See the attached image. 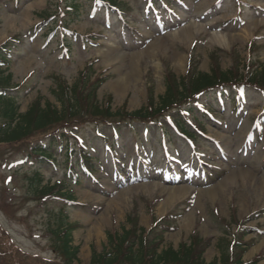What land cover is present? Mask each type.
<instances>
[{
    "label": "rangeland",
    "instance_id": "rangeland-1",
    "mask_svg": "<svg viewBox=\"0 0 264 264\" xmlns=\"http://www.w3.org/2000/svg\"><path fill=\"white\" fill-rule=\"evenodd\" d=\"M115 1L123 12L75 0V16L64 12L62 0H0V46L21 41L6 58L10 87H24L17 93L20 114L36 103L59 108L54 95L88 66L90 82L103 79L96 94L100 106L109 100L112 113L129 115L152 98L153 112H163L145 123L117 125L114 119L116 136L109 125L85 117L65 124L68 138H59L61 131L56 140L44 139L43 132L25 143L0 137V264H93V253L109 251L108 235L127 230L151 238L155 225L163 226L160 247H190L193 239L208 245L205 264H231L229 247L237 240L244 264H264V88H244L239 117L231 99L222 98L214 100L212 119L194 113L195 119L186 118L196 127L189 128L192 144L204 163L190 160L191 148L167 120L176 115L186 121L180 115L192 95L159 106L168 90L189 85L196 72L229 74L224 87L232 84L234 69L244 81L255 68L264 75V0H172L170 14L156 15L145 8L147 0ZM46 15L51 18L43 21ZM70 134L95 159L94 177L79 170L76 182L66 175L77 160L74 152L67 154L74 145ZM101 137L111 154L103 152ZM50 141L54 164L35 160L30 148ZM165 154L174 160L172 168ZM35 171L43 185L66 186L71 203L55 191L29 192L26 179ZM58 215L78 249L72 261L62 257L57 232L47 231Z\"/></svg>",
    "mask_w": 264,
    "mask_h": 264
},
{
    "label": "trees",
    "instance_id": "trees-1",
    "mask_svg": "<svg viewBox=\"0 0 264 264\" xmlns=\"http://www.w3.org/2000/svg\"><path fill=\"white\" fill-rule=\"evenodd\" d=\"M99 1L108 5L110 4V6H117L115 0ZM64 2L66 4L65 11H72V13L77 16L78 6L74 4V0H64ZM49 18H51L50 15H46L43 20H48ZM18 40L17 38L14 41L19 42ZM14 41L0 47V137L5 140L21 141L34 132H43L45 133L43 135H49L55 133L57 130H61L67 124H70L71 121L83 120L85 117L93 121L102 122L103 124H113L114 119H117V122H126L128 119H139L144 121L147 118H152V115L153 118H157L163 114V112H153L152 98L148 100L145 108L129 115L124 113L123 110H121V112L117 111L112 113L109 100L106 105L100 106L97 102L96 94L103 83V79L99 78L90 82L89 70L92 67L88 66L87 69L79 73L74 83L69 86L65 85L61 87L60 93L54 95L59 108L56 105H41L36 103L32 109L22 115L19 113L20 105L17 97L11 93L14 92L13 88L17 86L10 87L11 74L7 73V69L3 68L8 65L5 54L11 50L12 47L10 44H15ZM256 70L257 68H255L254 71L251 70L246 73L248 77L245 81L247 80L246 82H249V84L263 86L264 75L262 70ZM234 72L236 75L231 74L235 77L231 80L232 84L235 85L238 82L244 81L241 77L237 76V71L235 69ZM193 75H195V77L191 78L189 85L184 86L182 84L178 88L175 87L177 90L173 94H170L171 92L168 90L169 93L165 96L166 99H162V103L159 106L163 107L167 102L169 103L176 99H184L189 95H192L189 100H193L195 95L208 91L218 84L221 85L220 83L225 80L229 74L220 75L213 73L208 75L206 73L196 72ZM120 114H123L124 117L118 116ZM176 124L179 125V130L182 133L189 135L183 130V125L180 122H176ZM30 131L32 132L28 134ZM26 140H24L23 143H25ZM47 151L48 150H45V148H40L36 144L34 149L30 150L38 160L43 158L51 159V155ZM79 157L81 164L83 162L80 167L83 166L85 170L92 172L88 154L80 149ZM26 180L28 183L27 190L29 192L41 193L40 196H43L54 194L53 191H55V195L60 196L59 198L64 199L65 202H71L70 200L73 199L66 191V186H63L61 183L54 184L52 188L48 185H43V178L38 172H35L32 177ZM61 217L64 219L62 215H58L56 218L51 219L50 222L47 223V231L53 230L57 232V240L60 243L62 257L72 261L75 259L78 249L71 246V230L60 220ZM161 227L163 226L155 225L151 238L144 237L142 232L137 235L136 231L131 233L127 230H122L120 236L118 234L113 236L108 235L107 243L109 251L103 252L100 255L93 253L91 262L93 264H205L201 259L208 245L202 243L201 246L199 242L197 243L193 239L190 247L185 245H180V247L176 249L171 246L160 247L163 240V229ZM244 235L245 232L243 233V236ZM241 246V242L237 240L236 243L234 242L229 247L231 249L230 256L232 257L230 261L231 264H244L242 262V256L245 250L242 249ZM225 251V255H227V250ZM215 261L209 264H217ZM225 261H227V257ZM248 264H255V260Z\"/></svg>",
    "mask_w": 264,
    "mask_h": 264
},
{
    "label": "bare ground",
    "instance_id": "bare-ground-1",
    "mask_svg": "<svg viewBox=\"0 0 264 264\" xmlns=\"http://www.w3.org/2000/svg\"><path fill=\"white\" fill-rule=\"evenodd\" d=\"M188 31H189V30H185V31H184L185 35H188ZM189 33H190V31H189Z\"/></svg>",
    "mask_w": 264,
    "mask_h": 264
}]
</instances>
